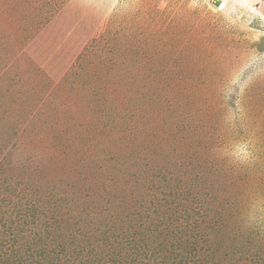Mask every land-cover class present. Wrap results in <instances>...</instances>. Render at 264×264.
Returning a JSON list of instances; mask_svg holds the SVG:
<instances>
[{
  "label": "rangeland",
  "instance_id": "obj_1",
  "mask_svg": "<svg viewBox=\"0 0 264 264\" xmlns=\"http://www.w3.org/2000/svg\"><path fill=\"white\" fill-rule=\"evenodd\" d=\"M218 3L0 0V264H264V0Z\"/></svg>",
  "mask_w": 264,
  "mask_h": 264
},
{
  "label": "bare ground",
  "instance_id": "obj_2",
  "mask_svg": "<svg viewBox=\"0 0 264 264\" xmlns=\"http://www.w3.org/2000/svg\"><path fill=\"white\" fill-rule=\"evenodd\" d=\"M219 3H218V7H224V6H227L228 4H231V2L233 3L234 1L235 2H238L239 0H218ZM246 2V1H245ZM244 4V2L242 3V5Z\"/></svg>",
  "mask_w": 264,
  "mask_h": 264
}]
</instances>
